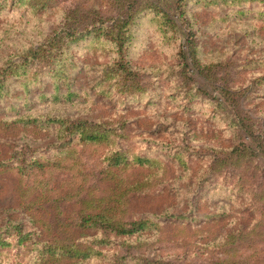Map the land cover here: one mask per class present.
Here are the masks:
<instances>
[{
    "label": "rangeland",
    "instance_id": "obj_1",
    "mask_svg": "<svg viewBox=\"0 0 264 264\" xmlns=\"http://www.w3.org/2000/svg\"><path fill=\"white\" fill-rule=\"evenodd\" d=\"M41 1L0 5V67L63 26L117 23L131 0ZM152 2L174 18L182 7L187 36L167 34ZM132 10L126 81L103 77L115 44L84 34L65 54L68 87L36 61L0 99V162L26 167H0V264H264V155L214 161L241 142L257 147L248 131L264 130V0H137ZM69 121L110 133L84 143ZM104 211L146 227L120 235L81 222Z\"/></svg>",
    "mask_w": 264,
    "mask_h": 264
},
{
    "label": "trees",
    "instance_id": "obj_2",
    "mask_svg": "<svg viewBox=\"0 0 264 264\" xmlns=\"http://www.w3.org/2000/svg\"><path fill=\"white\" fill-rule=\"evenodd\" d=\"M182 1L184 0H176V3L179 4ZM8 2H11L14 5L30 2L29 4L34 7L38 5H45V3H42L41 0H0V5L7 4ZM136 2L137 0H131L130 2L128 1L127 4L125 3L124 7L126 6L127 8L126 16L118 18L117 20H115L118 22H114L111 26L105 27L102 17L100 15H97L98 19L95 20V22L97 23H95L94 25L81 28L73 27L71 25L63 26L51 32V34L41 43H38L37 45H34L27 49L24 48L19 50L15 54L16 58L10 57L6 59L0 67V99L5 97L9 93V85L12 82L13 78L27 76L30 71V66H32L31 64L35 63L36 61L44 63L45 70L48 73L51 72L53 76H59L61 84L68 87L72 80V77L69 76L71 65L70 61L67 58L68 56H65V54L69 46L72 43L76 42V40L84 34H105L108 40L112 41L115 44V51L117 55L108 65L105 66L103 70V77L106 78L105 82L108 83H112L114 79H116L119 84L126 81L129 73H131V67L129 65V62L126 60L125 47L131 37L130 30L133 15L132 8L136 4ZM150 7L154 9L156 15L162 14L165 20L163 21V25H165L164 29L167 34H169L170 32L180 31L181 33H185V36H187L184 28L181 27V29L179 30V27L176 24L178 18H180V16H183L184 14L182 7H179L180 15L178 18H174V16H171L168 11L159 9V7L153 2L151 3ZM69 17L70 16H68V18ZM187 39V46L185 47V49H180L179 55L182 58L184 64L188 66L190 64L189 56L196 53V45L193 40L191 41V38ZM197 73L199 74V70L197 71ZM222 90L232 96L237 95V93L235 91H232L230 87H222ZM63 123H65V121L59 122V124ZM69 123L73 128V130L71 129V134L77 136L78 139L84 143L101 142L106 139L108 134L110 133L108 130L103 129L99 123H89L88 121H69ZM237 124L241 127H245V123L243 122L238 121ZM249 133H252L256 138H258L256 139V142H258L257 147H252L244 144V142H241L239 145L229 150H222L224 151L226 157L222 159H218V157H216L217 160L214 161L216 163H219L229 160L233 162L235 159L237 161L251 160L256 156L264 155V130L260 132V134L262 135H257L252 130L248 131V134ZM14 162L16 163V168L20 171V173L26 171V167L24 166L25 162ZM14 162H0V167H13ZM147 162V159L141 157H138L136 159V163H138L140 166L147 164ZM115 164H117V162L112 163L111 165ZM261 213L263 214L264 211H262ZM81 218V222L84 226H92L94 223L97 224L98 222H101L104 224L105 228L111 229L112 231H115L120 235H132L136 231L143 230L146 227V221L144 220H135L118 224L117 221L110 218V215L105 211L102 213L87 212ZM234 234L236 235V233L233 232L230 234V236H233ZM161 264L174 263L164 261Z\"/></svg>",
    "mask_w": 264,
    "mask_h": 264
}]
</instances>
